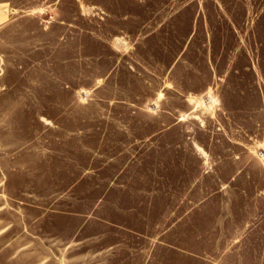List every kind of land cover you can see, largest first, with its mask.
<instances>
[{"label":"rangeland","instance_id":"374dc122","mask_svg":"<svg viewBox=\"0 0 264 264\" xmlns=\"http://www.w3.org/2000/svg\"><path fill=\"white\" fill-rule=\"evenodd\" d=\"M39 1L46 44L0 33V264H264V0Z\"/></svg>","mask_w":264,"mask_h":264},{"label":"crops","instance_id":"0c3cea01","mask_svg":"<svg viewBox=\"0 0 264 264\" xmlns=\"http://www.w3.org/2000/svg\"><path fill=\"white\" fill-rule=\"evenodd\" d=\"M49 11L39 0H0V33L23 36L25 43L46 44L45 37L40 41L38 34L48 30L42 23H47L44 14Z\"/></svg>","mask_w":264,"mask_h":264}]
</instances>
